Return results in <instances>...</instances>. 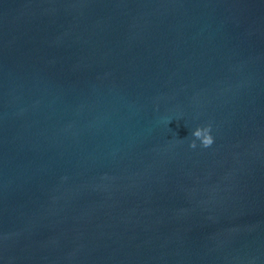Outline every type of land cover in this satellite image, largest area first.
I'll list each match as a JSON object with an SVG mask.
<instances>
[{
  "label": "water",
  "instance_id": "95a60500",
  "mask_svg": "<svg viewBox=\"0 0 264 264\" xmlns=\"http://www.w3.org/2000/svg\"><path fill=\"white\" fill-rule=\"evenodd\" d=\"M0 264H264V0H0Z\"/></svg>",
  "mask_w": 264,
  "mask_h": 264
}]
</instances>
